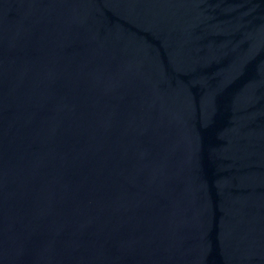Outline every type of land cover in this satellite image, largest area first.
I'll list each match as a JSON object with an SVG mask.
<instances>
[{
  "label": "water",
  "instance_id": "obj_1",
  "mask_svg": "<svg viewBox=\"0 0 264 264\" xmlns=\"http://www.w3.org/2000/svg\"><path fill=\"white\" fill-rule=\"evenodd\" d=\"M0 264H264V0H0Z\"/></svg>",
  "mask_w": 264,
  "mask_h": 264
}]
</instances>
